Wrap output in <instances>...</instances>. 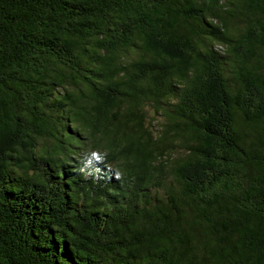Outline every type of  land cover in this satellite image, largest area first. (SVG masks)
Returning <instances> with one entry per match:
<instances>
[{
  "label": "trees",
  "instance_id": "16d2710c",
  "mask_svg": "<svg viewBox=\"0 0 264 264\" xmlns=\"http://www.w3.org/2000/svg\"><path fill=\"white\" fill-rule=\"evenodd\" d=\"M0 264H264V0H0Z\"/></svg>",
  "mask_w": 264,
  "mask_h": 264
},
{
  "label": "rangeland",
  "instance_id": "374dc122",
  "mask_svg": "<svg viewBox=\"0 0 264 264\" xmlns=\"http://www.w3.org/2000/svg\"><path fill=\"white\" fill-rule=\"evenodd\" d=\"M148 108H149V111H150L149 113L153 114V108H151L150 106H148ZM165 122H166V118L164 117V115H162V114L156 115V126L158 128L161 127ZM94 156L96 157L97 154H95ZM88 161H90V163H91V160H88Z\"/></svg>",
  "mask_w": 264,
  "mask_h": 264
}]
</instances>
